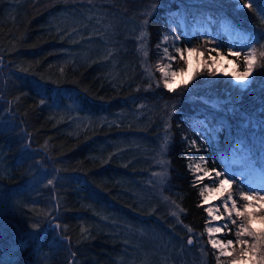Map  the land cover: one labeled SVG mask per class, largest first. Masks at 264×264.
Returning <instances> with one entry per match:
<instances>
[{
    "label": "trees",
    "instance_id": "trees-1",
    "mask_svg": "<svg viewBox=\"0 0 264 264\" xmlns=\"http://www.w3.org/2000/svg\"><path fill=\"white\" fill-rule=\"evenodd\" d=\"M177 12L217 23L182 29ZM164 35L180 36L170 38L175 57V48L211 45L235 58L251 44L259 63L264 52V20L233 0H0V264H221L190 165L203 158L234 177L233 193H249V170H264L233 162L227 132L206 140L195 130L208 115L235 135L237 118L194 98L231 94L241 111L257 112L264 67L245 90L198 72L169 91ZM53 216L57 228L47 226ZM226 230L217 236L236 242ZM140 233L153 237L147 259L136 256Z\"/></svg>",
    "mask_w": 264,
    "mask_h": 264
},
{
    "label": "snow or ice",
    "instance_id": "snow-or-ice-1",
    "mask_svg": "<svg viewBox=\"0 0 264 264\" xmlns=\"http://www.w3.org/2000/svg\"><path fill=\"white\" fill-rule=\"evenodd\" d=\"M189 4H197L201 3L202 0H187ZM233 3L237 5V10L242 11L244 8H249L254 12H258L262 20H264V0H246L245 3H241V0H233ZM155 5L153 6V9ZM176 17L175 23L178 26L183 28L193 27L197 28L200 24H215L217 21L212 17H203L193 15L191 18L185 12H177L173 14ZM171 23V21H170ZM144 24H147V21H144ZM175 32V28L173 29ZM207 31V30H206ZM174 40H179L180 36L176 35L172 37ZM141 41L147 39V36L142 32ZM170 39L168 35H164L162 38V43L167 42ZM215 37H213V40ZM212 40L206 41L205 43H211ZM159 48L160 45L158 44ZM233 46L230 45V51ZM245 47L249 48V51L244 54V70L242 72H238L235 68L233 72L230 74L234 77V80L238 83L234 85L235 88H239L241 90L246 89L250 86V84L254 81V77H252V73L254 68L264 67V52L260 53V61L257 62L256 49L251 47V44L245 45ZM264 48V46H262ZM187 51L188 55L191 57L193 53H197L198 49L195 47L192 48H175V52L180 54V59L184 60V64L187 67H181L179 71H168L170 65L159 66V71L162 73L163 77V87L168 89L169 91H175L172 87V84L175 82L177 77H180L179 84L176 85L177 88L187 85L191 80L195 78L198 72L201 70V64L197 63L195 67L192 66L190 60L184 59L183 52ZM212 51H216L215 48ZM163 53L166 57L171 60H175V56H170L168 53V48H163ZM233 56L239 58L240 51H235L231 53ZM204 53L199 52V56L203 57ZM220 53L217 52V56ZM224 57H221L223 59ZM212 63H208V61H203V68L207 69V74L209 76H216L217 72L220 71V68L217 66V58L210 57ZM0 63H2V58H0ZM189 69L191 72L189 73ZM188 74V79H183V76ZM225 75H229L225 73ZM252 77V79H250ZM157 86H160L159 83ZM151 87V85H149ZM194 100L204 104L206 108L211 109L213 112H223L225 114L231 115L233 118H237V123L235 126V135H233V126L228 124L226 120L219 119L213 120L208 115H205L202 119L196 118L193 120V127L195 130L200 131L201 135L204 136L206 140L215 139L220 133L227 132L226 139L231 141L235 140V143L232 145V155L235 158L234 163L242 164L248 167H252L254 164L259 163L262 166V170H264V116L259 115V113H264V108H260L257 112L248 113L241 111L238 107L239 100L238 98H233L231 94L224 100H220L219 98L213 97L209 99L207 96L195 97ZM44 101H41L43 103ZM202 129V131H201ZM167 139V138H166ZM196 144V141H192L189 144V148L191 149ZM237 153H240L239 157H237ZM201 163L204 162L203 158H201V162L194 165V169L196 172H203V175H196L193 181V186L200 184L205 177L212 179V173L215 172V179L213 187H208L205 185L199 195L202 197L203 203L208 202V195L206 193H219L223 194L226 191V186L228 188L231 187V183L234 180V177H229L225 173H221L216 170H208L206 167L201 168ZM193 167L190 165V168ZM155 175H159L158 173ZM53 183L52 180H48V184L51 185ZM240 198L243 201H251L254 199H259L264 201V196H260L258 192L245 193L243 191L240 192ZM202 206V205H201ZM220 207H223L224 212L227 214L228 219L232 224H237V219L233 218V213H235V217H244V220L240 221L238 225V231L236 232V243L245 247H241L239 253L233 257L230 261V264H239L240 261L244 260L245 257H248L249 260L252 261V264H264V235L256 236L255 233L250 229V225L252 222V217L254 213L246 211L249 208L247 203L243 204L242 207H238L237 202L233 199L232 193L229 192L228 195L223 199L222 204L216 206L215 211L213 208H206L205 211L208 213L209 217L212 220H221L222 216L219 214ZM182 211V210H181ZM173 215H177V213H173ZM260 219L264 221V213L261 214ZM59 227V225H57ZM224 227H227V224L217 226V227H208L207 232L209 235L212 233H219L222 231ZM33 229H38L39 224H33ZM191 232V229H188ZM243 237H252L253 242L250 244L247 239ZM188 244L191 245L194 241L192 237H189ZM212 247L220 248L221 255L225 254V249L229 246L233 245L232 240H228L226 244L222 241H218L215 239H211L209 241ZM228 256H232L231 252L227 253Z\"/></svg>",
    "mask_w": 264,
    "mask_h": 264
},
{
    "label": "rangeland",
    "instance_id": "rangeland-1",
    "mask_svg": "<svg viewBox=\"0 0 264 264\" xmlns=\"http://www.w3.org/2000/svg\"><path fill=\"white\" fill-rule=\"evenodd\" d=\"M245 2H246V0H241V3H245ZM181 28L185 29L183 27H181ZM221 29H222V32L224 34L228 35L229 37L232 36L233 38L237 39L238 36H239L238 32L235 29H230L227 24H223ZM171 37H172V35H170V38ZM166 44H167L168 49H170V51H172V48H171L172 43H171L170 39L166 42ZM213 48L214 47L209 45L205 51H202L204 53L203 57L199 56V52H201V50H198L197 53H193L191 55V57L188 55V53L186 51V52H183V56H184V59L190 60V62H191L193 67H195L197 65V63L201 64V70L199 71V76L211 77V78L220 77V78H222V80H221V82L219 84L224 82L225 85L229 84L230 88H233L234 85L236 83H238V82H236L234 80V77L231 76L230 74L233 72L234 68L238 72H242L244 70V59H243V57H244L245 52L244 53L241 52L239 58H237V57L231 58V57H229L228 54H223L220 51H218L216 48H215L216 51H212ZM247 51H249V49ZM217 52L220 53L219 56H217ZM210 57H216L217 58V62H218L217 66L220 68V71L217 72L216 76H214V77L213 76H209L207 74V69L203 68V63H202L203 61L206 60V61H208V63H212ZM221 57H224V58L221 59ZM169 65H170V68H168L169 72H171V71H179V69L181 67H187L184 64V60L180 59V54H179L178 57H176L175 60H171V59H169L167 57V59H164V61L161 62L160 66L167 67ZM190 72H191V69H189V73ZM225 73H228L229 75H225ZM161 75H162V73H161ZM183 79L187 80L188 79V74L184 75ZM250 79H252V77H250ZM179 81H180V77H177L175 82L172 84V87L175 88L176 85L179 84ZM235 89L236 88L234 87V90ZM239 90H241V89H239ZM243 90H245V89H243ZM45 160L48 161V159H45ZM200 162H201V160H196L195 159L191 163V166H193L191 168H192L193 173L195 174V176L196 175H203L202 171L201 172H196L195 169H194V165L197 164V163H200ZM49 167H51V166L49 165ZM204 167H205L204 163H201V168H204ZM50 171H54V170L51 169ZM249 172H250V175H249V177L247 179V182H248V184L250 186V191L258 192L260 196H264V172L259 170V169H257V168H251L249 170ZM49 176H50L51 179H53L54 178L53 172H50ZM41 177H43V175H41ZM212 177H213L212 179H210L208 177L204 178V180L201 183V189L205 185H207L208 187H213L214 179H215V173L214 172L212 173ZM229 192L232 193L233 199L236 200L238 207H242V205L245 204V203H247L249 205V208L246 211L254 213V215L252 217V222H251V225H250V229L255 233L256 236L264 235V221H262L260 219L261 214L264 213V201H261L259 199H254V200H251V201H243L240 198V195H239L240 193H233L231 191V187L228 188L226 186V191L222 195L219 194V193H215V192L206 193V195H208V202L204 203L205 207L206 208L211 207L215 211L216 206L222 204L223 199L228 195ZM55 210H56V207H54V211ZM219 214H221L222 219L218 220V221L217 220H212V218L209 217V225L207 226V228L208 227H217V226H221V225H224V224H227V227H224L221 232L212 233L211 235H209V233L206 232V234L209 237V241L211 239L222 241L221 238L217 236V234H221L226 229L230 230V228H231L236 233L238 231V225H239L240 221L244 220V217L236 218L235 217V213H233V218L237 219V224H232L231 221L228 219L227 214L224 212L223 207H220ZM53 218H54V216L47 222L48 223L47 226H49L51 228L52 227H56L57 228L56 224L53 222L54 221ZM139 237H140V242H141L140 243V250L136 253V256H139V257H141L143 259H147L148 255L150 256V255L153 254V252L151 251V248L153 247V241H152L153 237L148 236L147 233H140ZM243 238L247 239L250 244L253 242V238L252 237H243ZM222 242L224 244L227 243V241L226 242L222 241ZM233 246H234V248L231 250V247H233ZM241 247H245V246L239 245V244H237L236 242L233 241V245L227 247L224 250L225 251L224 255H221L220 248H215L217 250L219 256L224 257L221 260V264H230V261L233 259L234 256H236L239 253ZM228 252H231L232 256H228L227 255ZM141 261L143 262V260H141ZM239 264H252V261L249 260L248 257H245L244 260L239 262Z\"/></svg>",
    "mask_w": 264,
    "mask_h": 264
}]
</instances>
